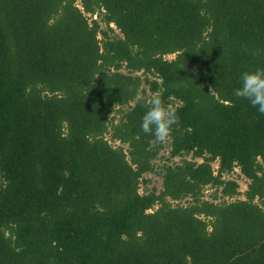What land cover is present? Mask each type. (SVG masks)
I'll return each instance as SVG.
<instances>
[{"label":"trees","instance_id":"1","mask_svg":"<svg viewBox=\"0 0 264 264\" xmlns=\"http://www.w3.org/2000/svg\"><path fill=\"white\" fill-rule=\"evenodd\" d=\"M261 68L264 0H0V264H264Z\"/></svg>","mask_w":264,"mask_h":264},{"label":"clouds","instance_id":"2","mask_svg":"<svg viewBox=\"0 0 264 264\" xmlns=\"http://www.w3.org/2000/svg\"><path fill=\"white\" fill-rule=\"evenodd\" d=\"M233 94L239 99L247 100L259 114L264 115V68L243 72L240 86ZM144 106L146 111L141 118V131L151 136L156 143H167L179 124L177 110L166 104L159 92L153 93Z\"/></svg>","mask_w":264,"mask_h":264},{"label":"rangeland","instance_id":"3","mask_svg":"<svg viewBox=\"0 0 264 264\" xmlns=\"http://www.w3.org/2000/svg\"><path fill=\"white\" fill-rule=\"evenodd\" d=\"M170 58L172 59V57H170ZM165 156H167V155H165ZM177 161H179V160H177ZM156 164H157V167H160V165L163 164V162L158 160ZM215 168H217V166H215ZM232 179H235V180L238 181V183L240 184L241 192L242 193L247 190L248 181L243 176H240L239 171H237L234 174V176L232 177ZM147 180L151 181L150 185H148V187H147L148 189H152V188H157L158 190H161L162 189V179L158 175H156V174L150 175V176L147 177ZM210 194H211V192H208L207 193L208 196ZM207 199H209V197H207Z\"/></svg>","mask_w":264,"mask_h":264}]
</instances>
